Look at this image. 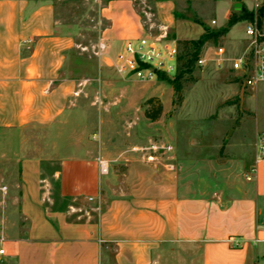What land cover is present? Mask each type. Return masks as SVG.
<instances>
[{
	"label": "crops",
	"instance_id": "0c3cea01",
	"mask_svg": "<svg viewBox=\"0 0 264 264\" xmlns=\"http://www.w3.org/2000/svg\"><path fill=\"white\" fill-rule=\"evenodd\" d=\"M228 3L224 25L215 17L216 4L211 8L208 23L216 21V32L239 16V6ZM118 5L114 0L107 7L110 29L103 33L111 42L104 36L100 40L106 53L144 34L128 4L121 15ZM169 6L166 0L157 2L161 11ZM165 21L176 36L182 22ZM240 23L247 27L249 20L223 36L232 47L245 37V30L241 37L234 35ZM27 40L31 43L24 45ZM79 51L71 29L57 20L52 0H0V163L21 168L25 219L4 225L0 264H264V159L256 162L257 137L264 128L251 139L240 137L239 154L231 143L243 130H230L224 142L229 157L179 164L188 172H178L154 194L112 198L100 211L91 204L99 170L90 172L84 159L82 137L88 126L82 105L94 71L91 76L84 71ZM98 64L100 77L106 75L107 63L101 59ZM235 85L220 84L228 96L240 97ZM204 132L211 135L212 146L199 147H219L220 133ZM252 168L256 174L248 181Z\"/></svg>",
	"mask_w": 264,
	"mask_h": 264
},
{
	"label": "rangeland",
	"instance_id": "374dc122",
	"mask_svg": "<svg viewBox=\"0 0 264 264\" xmlns=\"http://www.w3.org/2000/svg\"><path fill=\"white\" fill-rule=\"evenodd\" d=\"M52 1L57 20L71 29L75 36L79 52L83 56L84 71L90 76L94 71V80L86 88L82 105L85 124L88 126L82 140L84 159L91 164L88 170H99L95 184L97 192L93 193L94 201L91 203L97 210H102L112 198L154 194L155 190L169 186L178 172H188V167L181 166L179 169V164L185 165L195 158L214 157L225 160L230 156L224 146L230 130H243L231 143L235 153L239 154L242 151L239 147L240 137L251 139L255 130L264 128V83L250 91H244L236 84L240 97L228 96V88L220 86L234 83L228 72V65L224 70L218 71L213 62L219 45L233 48L227 42V37L201 46L200 57L209 59L204 67L194 64L189 69L179 68L174 77L163 76V79L150 82L124 79L115 72L112 65L120 50L109 47L105 56L97 54L103 36L106 42H111V38L103 32L110 29L107 7L114 0ZM115 1L119 4L117 15L124 13V3L134 11L135 18L140 21L144 30L139 38L156 36L167 28L169 38L178 43L177 38H199L202 28L203 35L193 41L204 39L207 31L216 32V27L208 23L213 19L211 8L215 4V17L222 25L226 24L225 18L230 9L228 2L215 0H166L170 6L165 11L157 7V2L161 0ZM255 1L247 0L242 4L238 15L247 16V19L251 16V21H254L256 13L252 3ZM166 17L182 22L175 30L177 37L166 23ZM258 24L264 32V19L258 17ZM245 28V23L236 26V38L244 35ZM179 47L181 55L193 51L191 46L187 53L182 44ZM101 59L107 63L108 71L100 77L98 63ZM180 71L186 73L181 81L183 100L177 105L178 97L170 81L176 80ZM120 81L125 82L124 87L120 86ZM152 97L158 98L163 105V113L155 122L145 115L149 109L146 102ZM204 130H217L220 133L221 136L217 137L219 147L213 144L212 149L208 147L203 151V145L212 146L211 135H206ZM94 135H97L96 140L93 139ZM36 138L37 141H42L41 135ZM168 146H173L174 150L168 151ZM191 146L196 149H189ZM99 159L108 162L107 175L100 173ZM191 169L194 170L195 167L192 166ZM196 169L200 174L207 173L202 167ZM234 169L238 175L242 174L238 164ZM20 172L21 168L15 164L0 163V239L4 225L25 223L20 208ZM93 214H97L96 211Z\"/></svg>",
	"mask_w": 264,
	"mask_h": 264
},
{
	"label": "built area",
	"instance_id": "2783aa9c",
	"mask_svg": "<svg viewBox=\"0 0 264 264\" xmlns=\"http://www.w3.org/2000/svg\"><path fill=\"white\" fill-rule=\"evenodd\" d=\"M237 4L241 9L242 4L247 0H217ZM253 11L256 13L254 21H249L245 29V37L240 39L232 49L219 45L215 51L214 65L218 71L224 70L228 65V72L235 84L242 90L250 91L264 83V32L258 24L260 10L264 6L263 0H256L252 3ZM216 25V21H212ZM169 31L164 28L156 36L142 37L127 40L122 49L117 53L113 68L122 78H132L141 82H150L159 79L161 76L174 77L179 70L180 47L178 41L169 38ZM31 41H24V45ZM106 44L100 42L98 55H106ZM209 59L199 57L196 61L198 67H204ZM48 91H46L47 93ZM97 139V135L93 136ZM173 146H168V151H173ZM264 159V133L257 137V159L256 162ZM100 173H109V164L106 160L99 159ZM256 174V168L246 176L251 181ZM0 241V256L5 255ZM234 243L240 247V240L235 239Z\"/></svg>",
	"mask_w": 264,
	"mask_h": 264
},
{
	"label": "trees",
	"instance_id": "16d2710c",
	"mask_svg": "<svg viewBox=\"0 0 264 264\" xmlns=\"http://www.w3.org/2000/svg\"><path fill=\"white\" fill-rule=\"evenodd\" d=\"M249 17V21H251V16ZM259 19H264V6L262 7V9L259 12ZM243 20H247V16H237V15H233L229 22H228V27L222 31H217V32H209L207 31L206 36L204 39H202L199 42L196 41H179V44L182 46H184L185 48V52L187 53L188 50L191 48L193 49V51L191 53H187L186 55L184 54H180L179 56V68L182 69H189L192 66H194V64L196 63V61L198 60V58L200 57V49L201 46L204 45L207 42H216L218 41L220 38H222L227 32L228 30L235 26L237 23L243 21ZM186 72L185 71H180V73L178 74V77L176 78V80L170 81V84L174 87V90L177 94V101L176 104L180 105L182 103V91H183V85H182V78L184 76ZM160 78H164L163 76H161ZM146 105L149 106V109L146 111L145 115L146 117L155 122L157 121L162 113H163V105L160 102V100L156 97H152L150 98L147 102Z\"/></svg>",
	"mask_w": 264,
	"mask_h": 264
}]
</instances>
